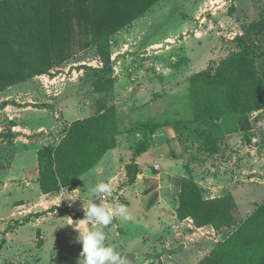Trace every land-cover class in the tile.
<instances>
[{
	"label": "rangeland",
	"instance_id": "rangeland-1",
	"mask_svg": "<svg viewBox=\"0 0 264 264\" xmlns=\"http://www.w3.org/2000/svg\"><path fill=\"white\" fill-rule=\"evenodd\" d=\"M144 26L155 45L151 63L142 58L144 46L121 64L112 60L111 49L119 143L79 185L41 198L33 185L38 159L33 149L18 163V149L30 142L19 136L34 137L42 147L56 145L72 122L95 114L96 101L109 95L102 90L107 84L96 86L107 79L100 73L107 64L101 58L92 65L67 64L55 42L50 69L0 89V264H200L210 256L234 227L218 231L179 218L181 182L169 178L162 185L172 183L173 192L162 189L169 196L158 198L166 213L157 223L155 208H149V192L160 185L154 165L143 177L139 168L138 185L128 183L137 149L152 142L154 148L164 142L174 147L171 153L182 158L180 177L195 180L204 198L233 196L239 221L264 204V107L199 119L190 82L194 74L216 71L241 49L245 35L264 94V0H161ZM23 55L32 57L26 50ZM22 102L32 107L22 111ZM169 130L172 136L163 137ZM151 155L143 158L154 164L159 155ZM25 168L27 176L18 175ZM95 179L102 181L95 185ZM67 200L74 208L65 206ZM32 217L35 226L27 224Z\"/></svg>",
	"mask_w": 264,
	"mask_h": 264
},
{
	"label": "trees",
	"instance_id": "trees-1",
	"mask_svg": "<svg viewBox=\"0 0 264 264\" xmlns=\"http://www.w3.org/2000/svg\"><path fill=\"white\" fill-rule=\"evenodd\" d=\"M158 1H87L92 39L107 64L100 70L107 79L100 80L96 86L107 84L102 90L109 91V95L96 101L95 114L72 122L58 144L47 145L38 151V183L43 193L76 186L81 175L118 146L120 128L112 91L110 36L142 16ZM60 9L62 4L54 7L52 13L50 0H0V74H5V79L0 80V89L51 68L53 42L61 36L57 33L61 20L54 18ZM64 20L71 18L68 15ZM240 38L241 49L222 60L216 71L191 76L197 118L246 114L264 107L255 57L248 45V37L242 35ZM23 50L32 57L24 58ZM147 149L142 146L137 149V154ZM139 171L134 159L127 168L128 183L136 182ZM179 197V218L192 217L199 227L211 224L218 231L234 227L200 264H264V204L247 219L239 221L238 205L233 196L204 198L201 187L189 178L182 179Z\"/></svg>",
	"mask_w": 264,
	"mask_h": 264
},
{
	"label": "crops",
	"instance_id": "crops-1",
	"mask_svg": "<svg viewBox=\"0 0 264 264\" xmlns=\"http://www.w3.org/2000/svg\"><path fill=\"white\" fill-rule=\"evenodd\" d=\"M87 1L88 0H50L51 8L53 9L52 13L54 12V7H57L59 4L60 5L62 4V9L57 11V13L59 12V15H56L54 17L56 19L61 20L60 24L58 25V27L60 29L57 32L58 35L60 34L61 36L56 39V43L64 51L61 54L60 58L61 59L65 58L67 60H70V62L69 61L66 62L67 64H70V65H92L94 63L95 64L99 63L100 58H101L99 56V54L98 55L92 54L93 51L97 52V46L94 44L93 39H92L91 26H90V21H89L88 12H87ZM160 1H158L154 6H152L151 9H149L147 12H145L142 16L136 18L135 20L131 21L130 23H128L124 27L116 30L115 32H113L111 34L110 45H111V49H112V60L114 62L117 61V63L121 64V60L123 58L126 59V57H132V56L135 57L136 55L132 52L134 50L138 49L140 46H142V48L144 46V49H145L144 53L141 54L142 58H144L143 60L147 61L150 59V57L153 56L152 55V48L155 45H153L151 42V39H152L151 38V30H150V27L144 26V24L152 16L153 9L157 6V4ZM68 15H69V18H71V20H69V21L64 20L68 17ZM61 28H63V29L61 30ZM53 45L55 46V41L53 42ZM72 51H79L80 55L77 54L78 55L77 56L76 54H72ZM137 58H139V57H137ZM151 60H154V59H151ZM149 62L151 63L150 60H149ZM31 102H33V101H31ZM22 104H23V106H21V107L19 106L20 109H22V111L23 110L26 111L32 107V104L25 105V104H27L26 102H22ZM87 117L88 116H86V118ZM21 129L26 130V127H24L21 124H18V130H21ZM171 131L172 130L167 131L168 135H164L163 137H165V136L171 137L172 133H173V131H172V133H171ZM19 137H21V138L26 137V139H24V140H26L27 142H29V141L30 142H29V144L27 143V147L23 146L25 149L24 148L18 149V163L20 161L26 159L28 157V153L29 152L32 153L33 149L35 151L36 158L38 159V150L42 147V145L40 143H38L40 145H37L35 143L36 138L30 137V136H22V135H20ZM42 137L46 138V140L49 138V137L44 136V135H42ZM165 141H167V138L165 139ZM173 141H175L174 144L176 145V140H173ZM154 143L155 142H152L149 145V148L145 152H142L140 154H136L135 156L134 155L133 156L135 158L136 163L139 165V168L142 169V171H143L142 177L145 175L147 176L146 168L148 166L154 165L158 169V171L153 174V177L155 178L154 181L158 180L157 182H159L160 185H159V187H156L155 191L149 192L152 196V199H150L149 208L150 209L155 208L156 211H155L154 216L156 215L155 221L158 223L161 216L164 213H166V209L160 207L158 198H160L159 200L165 199V201H166V199L169 196V194L165 193V191L162 192V189L165 188L166 192H168V193L173 192V191H171V189L173 190L172 183L169 187L168 186L165 187L164 185H162V183H163L162 178H169L170 182H172V181L178 182V184H180V182H182L183 178L180 177L181 176V173L179 172L180 165H177L178 163H180L182 161V158L180 157V155H175V154L171 153V150H173L174 147L172 146L173 147L172 148L168 145L167 142H164L163 145L157 146V148H154L156 146V145H154ZM115 149H117V148H114V150ZM152 149L154 151H151ZM107 153L104 155V157L107 155ZM153 153L155 156L159 155V157L156 158L154 164H150L149 162L151 161V158L148 159L149 158L148 156L151 157L152 156L151 154H153ZM143 156L144 157L147 156L148 158L144 159ZM104 157L102 159H104ZM102 159H101V161H102ZM101 161L94 168H97V166H99L102 163ZM130 162H132V160ZM94 168H92L91 170H89L86 173H84L83 175H81L77 179L76 185H79V179L80 178H82L83 176H85L89 172H92V170H94ZM163 170H165V173L162 172ZM19 174H24L25 176H27L28 171L26 170V168L25 169H18V175ZM97 174H98V172H97ZM110 176H111V174H110ZM38 177H39V162H38V170H37L36 175H35V182L33 183V185H35V187H36L35 191L37 192V190H38L40 195L38 193H37V195H39L41 198L51 196L53 193L45 194L42 192V190L40 188V184L38 183ZM100 178H104V175L99 176L98 179H100ZM98 179H95L96 180L95 185H97L98 182L102 181V180H98ZM140 181H141V177H139L138 181H136L134 183L135 184L134 186L138 185L140 183ZM76 190L79 191V195L81 196L80 189L77 188ZM177 190H178V192H180L181 184L179 185V189H177ZM148 196H150V195H148ZM175 213H176V211H175ZM31 214H32V212L30 214H28L29 218H30ZM173 217H175V216H173ZM34 219L32 217L30 222H28L27 224L34 225V226L37 225V223H35Z\"/></svg>",
	"mask_w": 264,
	"mask_h": 264
},
{
	"label": "built area",
	"instance_id": "built-area-1",
	"mask_svg": "<svg viewBox=\"0 0 264 264\" xmlns=\"http://www.w3.org/2000/svg\"><path fill=\"white\" fill-rule=\"evenodd\" d=\"M101 198H102L103 201L107 202V201L109 200V195H107V194H103V195L101 196ZM65 206H66L67 208H69V209H72V208H74L75 204H74V202H73L72 200H67Z\"/></svg>",
	"mask_w": 264,
	"mask_h": 264
}]
</instances>
